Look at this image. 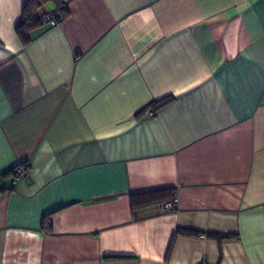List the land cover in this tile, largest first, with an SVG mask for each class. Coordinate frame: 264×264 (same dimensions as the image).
Masks as SVG:
<instances>
[{
	"label": "crops",
	"instance_id": "crops-1",
	"mask_svg": "<svg viewBox=\"0 0 264 264\" xmlns=\"http://www.w3.org/2000/svg\"><path fill=\"white\" fill-rule=\"evenodd\" d=\"M25 1L0 0V264H264V0H49L23 44Z\"/></svg>",
	"mask_w": 264,
	"mask_h": 264
},
{
	"label": "trees",
	"instance_id": "trees-1",
	"mask_svg": "<svg viewBox=\"0 0 264 264\" xmlns=\"http://www.w3.org/2000/svg\"><path fill=\"white\" fill-rule=\"evenodd\" d=\"M49 0H26L23 6V20L22 22L16 27V32L23 44H27L32 38L33 30L39 24V9ZM57 12H58V20L63 18L66 15L65 9L61 5H57ZM170 97L163 98L157 100L155 103L151 105L154 106L155 109H158L167 103L170 102ZM174 191H172L173 194ZM169 201V200H168ZM166 202V201H163ZM162 203V202H160ZM159 203V204H160ZM178 232L183 233L186 230H178ZM219 238L222 236H218Z\"/></svg>",
	"mask_w": 264,
	"mask_h": 264
},
{
	"label": "built area",
	"instance_id": "built-area-1",
	"mask_svg": "<svg viewBox=\"0 0 264 264\" xmlns=\"http://www.w3.org/2000/svg\"><path fill=\"white\" fill-rule=\"evenodd\" d=\"M57 22H58V12L56 9L55 10L47 9L39 13V23L41 25L52 26V25H55ZM146 114L151 115L152 112L146 111ZM26 175H27V171L21 166H17L13 170L12 178H13V181H16L17 179L25 177ZM178 202H179L178 195L174 191L172 194V199L158 204V209L160 212H163V213L172 211L177 206ZM203 264H208V263L204 262Z\"/></svg>",
	"mask_w": 264,
	"mask_h": 264
}]
</instances>
